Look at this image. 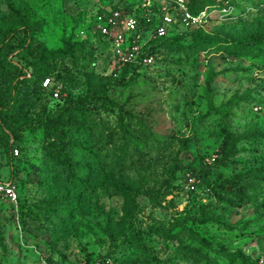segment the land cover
<instances>
[{"label": "rangeland", "instance_id": "1", "mask_svg": "<svg viewBox=\"0 0 264 264\" xmlns=\"http://www.w3.org/2000/svg\"><path fill=\"white\" fill-rule=\"evenodd\" d=\"M136 1L0 0V264L264 259V0H194L153 66L110 73L93 16Z\"/></svg>", "mask_w": 264, "mask_h": 264}, {"label": "built area", "instance_id": "2", "mask_svg": "<svg viewBox=\"0 0 264 264\" xmlns=\"http://www.w3.org/2000/svg\"><path fill=\"white\" fill-rule=\"evenodd\" d=\"M157 1L165 0H137L135 6L103 8L102 13H96V30L108 41L107 65L110 73L119 74L124 69L137 71L154 65L155 58L150 52L149 44L153 39L165 38L176 25L174 13L180 11L183 19L189 23L201 21L204 13L192 16L187 8L186 0H173L171 5L156 6ZM157 9V10H156ZM156 10V11H155ZM175 10V11H174ZM158 14L157 24L152 27V17ZM132 75V72L129 73ZM53 86L49 79L42 81V87L48 89ZM54 98L59 97V92L54 89ZM17 148L13 155L18 156ZM214 161V157L211 158ZM187 189L194 190L195 182L192 176L186 175ZM0 199L7 203L16 204L19 195L11 179H0ZM35 264H62L56 260L39 259ZM100 264V263H94ZM103 264V263H101ZM258 264H264V259Z\"/></svg>", "mask_w": 264, "mask_h": 264}, {"label": "trees", "instance_id": "3", "mask_svg": "<svg viewBox=\"0 0 264 264\" xmlns=\"http://www.w3.org/2000/svg\"><path fill=\"white\" fill-rule=\"evenodd\" d=\"M186 3H187V8H188V11H189V13L192 15V16H197L202 10V8L203 7H205V5H201L199 8H195V2H194V0H186ZM104 10L103 9H100V10H98L96 13H102ZM95 15L96 14H94V16H93V18H94V21H95ZM169 33H171V32H169ZM169 33H168V35L165 37V38H163L162 40H160V41H162V43H164V42H166L167 40H164V39H167V38H169ZM97 34H98V40L103 44V45H105V47L107 48V50H108V41L104 38V37H102L101 36V34L97 31ZM158 42L157 44H155V43H152L151 45V47H150V52H151V54L152 55H154L153 54V51H155L157 48H160L161 47V42ZM106 61H107V52H106ZM141 69H144V68H140V69H137V71H130V69H128V68H126V69H124L121 73H120V75H124V76H126V74L127 73H125V71L126 70H128L129 71V73L130 72H132V75L135 73V74H138V73H140V70ZM26 71L24 70V73L21 75V79L22 80H28V79H30L31 77H30V75L28 74V77H26V74L27 73H25ZM125 73V74H124ZM115 74V73H114ZM18 78V77H17ZM16 78V79H17ZM44 79H49L50 81H51V79L49 78V77H43L42 79H41V89H43V90H46V91H48V92H50V94L52 95V93H53V91H54V89H56V84L53 82V81H51V82H53V86L52 87H50V88H48V89H44L43 87H42V81L44 80ZM53 96V95H52ZM59 98V97H58ZM57 99V98H56ZM15 148H17L16 146H13L12 147V150H11V152H13V149H15ZM215 161V160H214ZM218 161V160H217ZM217 161H215L213 164L214 165H216V163H217ZM204 169H206V168H204ZM210 173V171H205V170H203V169H197L196 167H190V168H188L187 170L185 169L184 171H183V176H182V178L186 181L187 180V177H186V175H190V176H194V177H196V175H198V176H205L206 174H209ZM68 178H70L72 181H76L77 180V175L75 174V173H73V172H69V174H68ZM14 183V182H13ZM195 186V185H194ZM0 201H1V199H0ZM62 264H64L63 262H61Z\"/></svg>", "mask_w": 264, "mask_h": 264}]
</instances>
